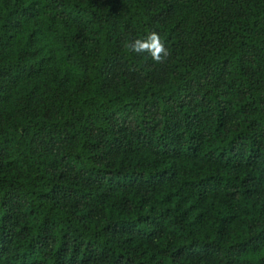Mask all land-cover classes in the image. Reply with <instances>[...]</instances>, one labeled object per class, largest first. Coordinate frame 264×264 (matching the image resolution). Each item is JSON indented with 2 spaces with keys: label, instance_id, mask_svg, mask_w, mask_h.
<instances>
[{
  "label": "trees",
  "instance_id": "trees-1",
  "mask_svg": "<svg viewBox=\"0 0 264 264\" xmlns=\"http://www.w3.org/2000/svg\"><path fill=\"white\" fill-rule=\"evenodd\" d=\"M0 264H264V0H0Z\"/></svg>",
  "mask_w": 264,
  "mask_h": 264
},
{
  "label": "clouds",
  "instance_id": "clouds-1",
  "mask_svg": "<svg viewBox=\"0 0 264 264\" xmlns=\"http://www.w3.org/2000/svg\"><path fill=\"white\" fill-rule=\"evenodd\" d=\"M128 47L137 55L146 53L151 57L152 61L157 64L164 63L166 58L170 55L164 41L155 31L147 35L144 39H135Z\"/></svg>",
  "mask_w": 264,
  "mask_h": 264
}]
</instances>
